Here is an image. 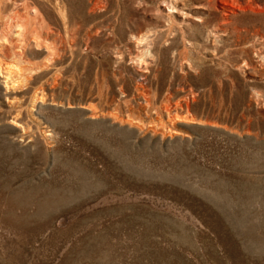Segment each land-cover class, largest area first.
Instances as JSON below:
<instances>
[{"label":"rangeland","instance_id":"1","mask_svg":"<svg viewBox=\"0 0 264 264\" xmlns=\"http://www.w3.org/2000/svg\"><path fill=\"white\" fill-rule=\"evenodd\" d=\"M0 264H264V0H0Z\"/></svg>","mask_w":264,"mask_h":264},{"label":"bare ground","instance_id":"2","mask_svg":"<svg viewBox=\"0 0 264 264\" xmlns=\"http://www.w3.org/2000/svg\"><path fill=\"white\" fill-rule=\"evenodd\" d=\"M221 1H223V0H221ZM226 1V0H225ZM228 2V1H227ZM232 3V2H231ZM238 5V4H237ZM232 6H233V4H232ZM239 6V5H238ZM239 8V7H238ZM219 9H220V23H221V25H225V24H228L229 22H230V17H231V15H233L234 13H236L235 11H234V9H232V7H230V6H226L225 4H223L222 2L220 3V5H219ZM33 10V9H32ZM24 19V18H23ZM24 20H26V19H24ZM30 21H31V18H30ZM29 21V22H30ZM27 22V21H26ZM28 22V23H29ZM33 22V21H32ZM219 23V24H220ZM38 25V24H37ZM143 35V34H142ZM136 36V35H135ZM137 37V36H136ZM140 38H141V36H140ZM144 38V37H143ZM142 38V39H143ZM136 39V38H135ZM146 39V38H145ZM2 40V39H1ZM7 41H8V39H6ZM139 40V39H138ZM137 40V41H138ZM27 41V40H26ZM22 42V41H21ZM23 42H25L24 40H23ZM29 42V41H28ZM26 44V43H25ZM24 44V45H25ZM18 46V45H17ZM23 46V45H22ZM28 46V45H27ZM17 52V51H16ZM1 64H2V62H1ZM4 65V64H3ZM2 66V65H1ZM8 66H9V64H8ZM12 66V65H11ZM10 66V67H11ZM12 68V67H11ZM4 69H5V67H4ZM3 69V70H4ZM9 70V69H8ZM8 70H5V71H8ZM12 71H10V73H11ZM8 76H9V74H8ZM10 76H12V74L10 75ZM4 77H6V76H4ZM7 79V78H6ZM15 81V80H14ZM15 84H16V82H15ZM12 85H14L13 83H12ZM37 95V94H36ZM38 96V95H37ZM38 99H40L39 98V96L37 97ZM39 102V101H38Z\"/></svg>","mask_w":264,"mask_h":264}]
</instances>
